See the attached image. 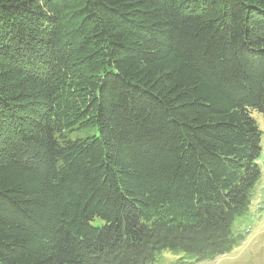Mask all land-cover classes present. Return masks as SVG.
<instances>
[{
  "label": "trees",
  "instance_id": "16d2710c",
  "mask_svg": "<svg viewBox=\"0 0 264 264\" xmlns=\"http://www.w3.org/2000/svg\"><path fill=\"white\" fill-rule=\"evenodd\" d=\"M253 111L264 0H0V264L229 252Z\"/></svg>",
  "mask_w": 264,
  "mask_h": 264
},
{
  "label": "rangeland",
  "instance_id": "374dc122",
  "mask_svg": "<svg viewBox=\"0 0 264 264\" xmlns=\"http://www.w3.org/2000/svg\"><path fill=\"white\" fill-rule=\"evenodd\" d=\"M252 117L262 131L261 153L258 160L261 172L251 196L249 210L234 224L236 229L244 231L243 240L229 252L202 261L189 260V258H183L182 254L164 250L157 255L154 264H264V118L257 111L252 112ZM89 131L90 128L85 126L73 129L69 135L73 138L83 136Z\"/></svg>",
  "mask_w": 264,
  "mask_h": 264
}]
</instances>
